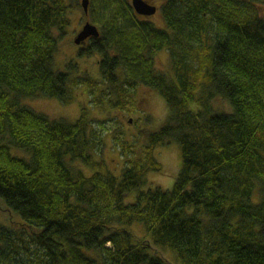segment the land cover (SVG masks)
Here are the masks:
<instances>
[{"label": "trees", "instance_id": "16d2710c", "mask_svg": "<svg viewBox=\"0 0 264 264\" xmlns=\"http://www.w3.org/2000/svg\"><path fill=\"white\" fill-rule=\"evenodd\" d=\"M79 6L0 0V203L18 219L0 225V264H168L154 248L180 264H264V0H166L165 29L129 0H90L100 37L81 55L99 54L100 80L55 62ZM163 50L167 74L155 69ZM139 85L168 115L121 176L96 160L104 122L90 106L67 122L24 103L73 104L86 86L91 105L124 110ZM166 140L178 145L181 169L172 189H146Z\"/></svg>", "mask_w": 264, "mask_h": 264}, {"label": "rangeland", "instance_id": "374dc122", "mask_svg": "<svg viewBox=\"0 0 264 264\" xmlns=\"http://www.w3.org/2000/svg\"><path fill=\"white\" fill-rule=\"evenodd\" d=\"M131 3V0H129ZM156 5L158 11L152 16L150 21L158 29H165L166 24L162 18V6L166 0H145ZM79 0V8H74L70 13V21L67 35L60 43L55 62L60 71L70 70L73 75L87 74L94 79L100 80L101 75L98 69L99 54L81 55L83 46L74 44V40L87 22L93 23L91 18L84 13V9ZM87 48V46L85 47ZM82 51V52H81ZM81 52V53H80ZM155 69L158 72H171V59L166 50L160 51L155 58ZM166 73V74H167ZM77 91V99L73 104H65L58 99L48 97L31 98L24 101L39 114L48 116L52 120H65L75 122L81 114L84 104L89 111V116L93 120L104 122L103 128L97 129L102 132L104 147L101 158L96 157L97 161L103 160L106 170L116 176H121L125 162L131 158H138L143 153V146L147 142V134L158 130L166 121L168 108L164 99L150 88L139 85L131 91L130 103L121 109H99L93 103L91 105L92 94L86 86H81ZM75 92V91H73ZM76 93V92H75ZM113 98H115L113 96ZM219 110L230 112L229 105L219 100L216 104ZM131 121V122H130ZM14 154L21 157H28L20 150H13ZM154 157L161 165L160 172H151L146 179V189L159 187L170 190L181 169V154L178 145L172 140H166L162 145H156L153 150ZM86 175H91L94 170L85 168ZM134 198L131 196L130 200ZM12 220L18 221L13 214L6 210L0 203V225L10 226ZM132 232L137 237L144 235V228L136 223L131 227ZM154 253L163 257L168 264H180L176 256L165 249L154 248Z\"/></svg>", "mask_w": 264, "mask_h": 264}, {"label": "water", "instance_id": "95a60500", "mask_svg": "<svg viewBox=\"0 0 264 264\" xmlns=\"http://www.w3.org/2000/svg\"><path fill=\"white\" fill-rule=\"evenodd\" d=\"M81 4L84 9V13L88 15L90 0H82ZM132 6L137 12V14L147 17L155 15L158 11V8L156 6L150 5L144 0H132ZM99 37V29L93 23L87 22L83 27L82 31L77 36V38L74 40V43L76 45H82L88 39Z\"/></svg>", "mask_w": 264, "mask_h": 264}, {"label": "flooded vegetation", "instance_id": "af4514ba", "mask_svg": "<svg viewBox=\"0 0 264 264\" xmlns=\"http://www.w3.org/2000/svg\"><path fill=\"white\" fill-rule=\"evenodd\" d=\"M144 1H145V0H144ZM131 3H132V0H131ZM147 3H148V2H147ZM148 4L153 5V4H151V3H148ZM153 6H156V5H153ZM155 15H156V14H155ZM140 16H141L143 19H145V20H149V21L151 20L150 18L152 17V16H150V17L142 16V15H140ZM153 16H154V15H153ZM89 40H90V39H88L87 41H85V42H84V45L87 46V45L89 44ZM78 46H81V45H78ZM82 46H83V44H82ZM86 46H85V47H86ZM85 47H83V48H85Z\"/></svg>", "mask_w": 264, "mask_h": 264}]
</instances>
